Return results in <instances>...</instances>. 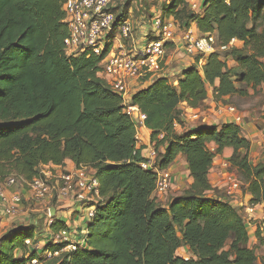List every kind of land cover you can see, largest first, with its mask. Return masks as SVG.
<instances>
[{"label":"trees","instance_id":"1","mask_svg":"<svg viewBox=\"0 0 264 264\" xmlns=\"http://www.w3.org/2000/svg\"><path fill=\"white\" fill-rule=\"evenodd\" d=\"M188 1L169 0L166 15L214 35L221 46L234 40L243 47L228 51L233 68L211 53L200 69L193 64L182 70L176 86L160 77L131 98L145 115L143 128L158 152L155 166L166 170L179 156L187 165L189 188L163 207L153 196L156 174L140 166L147 159L144 147H137L135 124L121 98L97 76L101 57L64 52L63 0H0V177L32 180L39 165L86 166L95 172L101 198L86 225L84 247L39 257L25 244L34 240V228L16 227L0 237V264L256 263L241 212L208 196L209 176L215 158L232 149L228 162L241 174L250 204L264 206V165L237 155L247 153L250 143L233 120L201 125L183 136L174 126L178 105L197 109L209 88L220 101L243 94L233 78L250 89L264 86V29L257 25L264 23V0H203L201 15L187 9ZM49 229L68 227L54 218ZM63 246L47 244L42 253ZM180 247L192 258L175 256Z\"/></svg>","mask_w":264,"mask_h":264},{"label":"built area","instance_id":"2","mask_svg":"<svg viewBox=\"0 0 264 264\" xmlns=\"http://www.w3.org/2000/svg\"><path fill=\"white\" fill-rule=\"evenodd\" d=\"M119 1L63 0V23L68 29L63 47L67 56L89 54L101 57L98 78L121 98L124 111L132 122L138 121L143 127L145 115L138 107L132 105L131 98L151 78L161 73L166 46L173 45L175 50H182V55L191 59L192 65L195 64L200 69L206 54L227 51L235 41L221 46L217 44L214 35H203L193 29L192 25L181 27L173 17L168 19L154 17L148 32L145 31V36L143 34V37L137 39L134 27L119 11ZM187 5L194 12L197 0H189ZM193 57L196 58L195 61L192 60ZM218 112L230 115L231 120L237 125L242 124V118L234 107L226 106ZM145 158L147 161L140 166L156 174L154 193L161 197L171 188L174 177L169 169L160 170L154 165L152 162V159L156 158L154 150ZM232 178L231 176L227 178L229 182L226 195L229 197H233L239 185ZM98 186L95 172L90 167L39 165L37 176L32 180L15 174L0 177L1 214L6 217L14 216L22 203V198L37 203L48 201L49 205L55 204V210H59L61 203H68L67 207L73 211L69 218L74 217L75 220L83 221L87 225L94 218L95 209L101 202ZM17 187L21 192L16 190ZM256 206L249 205L244 211L248 210L250 212L246 213H251ZM49 207L46 209V215L49 217L48 229L52 224L49 213L52 207ZM51 236L52 245L64 246L59 252L45 253L48 259L61 253L75 252L85 246L86 233L73 231L69 227L68 230L51 232ZM31 264H36V261H32Z\"/></svg>","mask_w":264,"mask_h":264},{"label":"rangeland","instance_id":"3","mask_svg":"<svg viewBox=\"0 0 264 264\" xmlns=\"http://www.w3.org/2000/svg\"><path fill=\"white\" fill-rule=\"evenodd\" d=\"M168 2L169 0H120L118 4V8L119 11L123 13L124 17L130 21V23L134 27V32L138 37L137 39H139L140 37L145 36V33L148 32L149 30L148 27H150V24L154 17H162L167 19L171 17L166 15L168 11L167 9L169 8ZM202 5H203V0H197V8L195 9L196 11L193 12L189 8L187 9L195 15H201L203 12ZM190 25H192L193 29H196V26L194 24H190ZM257 25L259 29L258 31H260V29L261 30L264 29L263 22L257 21ZM234 47L242 48L243 44L239 42H234L231 48ZM230 49H228L227 51L218 52L223 58V61L227 68H233L236 66L233 59L230 56H228L229 53L228 51H230ZM165 51H166L165 58H164V62H162V67H161L162 70L161 73L156 76V78L158 77L165 78L167 79L170 85L176 86L178 80V74L180 71L179 69L173 70L174 72L170 71L171 69H169L168 67L174 66V64L165 65L167 55H172L174 52L176 53V58H178V55H180L181 60L183 62L182 63L183 65H181V67L192 66V61L191 59L185 58L182 55V50H175L173 45L166 46ZM206 55L208 56L209 54ZM195 59H196L195 57L192 58V60L194 61ZM261 61L264 63V59ZM232 81L234 86L239 91H242L243 94H236L220 101H215L212 98L208 100V102L204 103L203 101L204 104L201 103L200 106L195 110L187 108L185 103L179 104L177 109L180 112V114H179V119L174 126L175 134L177 136H183L185 133L193 130L198 126L201 125L212 126L213 122H217V124H221L226 119L231 120L230 115L227 114L228 115L227 116L224 113L218 111L226 106L234 107L236 113L242 118V124L239 126L241 129L242 136H244L250 143V148L247 153L245 151H238L237 155L240 156V158L246 156L247 161L250 165L253 166L264 165V123H263L264 86H259L256 89H250L246 87V85H244L243 83L239 82L237 78L236 79L233 78ZM208 91H209V97L211 98L212 89L209 88ZM220 117L221 118L223 117V119L221 121L220 120L216 121V119H219ZM134 124L137 130V147H144L143 155L144 157H147V154L151 150H154V144L149 143L151 133L149 131L146 132L138 121H135ZM159 151H162V149H160ZM232 153L228 154V160L229 158H231ZM156 154H158V152ZM228 160L225 162L226 166L225 164L212 165V167L214 166V168L220 170L224 176V179L221 181V183L218 184L217 186L218 188L217 189L214 188L212 190L213 191L212 196L215 197L216 195L220 194V192L227 193L228 190L227 186L229 182L227 178L232 176L233 177L232 179H234L239 183L238 189L233 194V196L234 195L239 196V194H241V196L244 197V194H246L245 191L247 186L244 184V180L241 174L237 172L235 168L230 166ZM157 161H158L157 158H155L154 160L152 159L153 163H157ZM170 172L174 177L172 186L168 190V192L165 195H163L160 198V200H158L159 204L163 207H167L168 203L172 199L182 196L185 193V191L189 188V176H188V170L185 160L184 161L178 160L177 166L175 167L174 170L175 173L173 172V170H170ZM209 179L211 183L212 179L210 176ZM16 190L18 192L19 191L21 192V189H19V187H17ZM209 195H211V191L208 193V196ZM246 195L248 196V194ZM227 198L228 200L234 202L233 199H230L229 196ZM239 200L240 198H238L237 201L235 202L236 209H238L241 212L244 222L246 226H248L249 228L248 231L250 234V239L252 241V244L255 243L253 241V238L256 236L258 240L263 239L262 244L264 246V237L261 238V236L259 235L257 236V234L255 235L253 230L254 224L256 225V227L259 226L257 224L260 225L263 224L262 222L263 218L255 219L256 214L254 208L251 213H246V212H250L248 210H246V212L244 211L245 207L251 205L249 202L250 197L247 202L241 201L240 203L241 206H239ZM49 206L52 208L56 207L55 204L49 205L48 201H39L37 203L22 198V203L17 209L16 214L11 217H6L1 214L2 205L0 204V237H2L7 231L16 227H24V228L33 227L35 231L34 233L35 238L32 241L30 240L26 241L29 242L28 245L26 244V242L25 244L29 246L31 249L36 250L39 257H44L45 254L42 253V249L45 247V245L52 244L51 231L48 230L49 217L46 215V209ZM40 209H42V211ZM72 212L73 211H69L67 220H69V217L72 215ZM58 215H62V213H58ZM55 216L54 217L50 216L51 221H53L52 219H54ZM263 233H264V227H263ZM230 241L231 240H228L227 247ZM252 248L255 251L258 260H260L262 263V259H264L263 257L264 249L260 248L258 245L256 246L253 245ZM19 255L20 254L18 253L16 256ZM175 256L182 257L184 259L192 258V256L189 253H187L185 249H182L181 247L178 249V251H176ZM261 263L257 261L255 264H261Z\"/></svg>","mask_w":264,"mask_h":264},{"label":"crops","instance_id":"4","mask_svg":"<svg viewBox=\"0 0 264 264\" xmlns=\"http://www.w3.org/2000/svg\"><path fill=\"white\" fill-rule=\"evenodd\" d=\"M180 57V55H178V58H176V53L174 52L172 55H167V59H166V63H165V65H167V64H170V65H173L174 64V66H169L168 68L169 69H171L170 71H172V72H174L173 70H176V69H179V74H178V77L180 76V74H181V72H182V70H184V69H186L187 67H181V65H183L182 63V60H181V57ZM174 68V69H173ZM167 71H168V69H167ZM158 78H160V77H158ZM158 78H156V77H154V78H151L150 79V81H148L141 89H144V88H146L147 86H149L151 83H153L156 79H158ZM140 89V90H141ZM210 99H212V97L210 98L209 97V99H206L205 101H204V103L205 102H208V100H210ZM203 102H202V104H204ZM217 115V114H216ZM223 119V117L221 118H219V119H216V121L217 120H222ZM212 121H214V120H212ZM215 125H219V124H217V122H213L212 123V126H215ZM145 131L146 132H148L146 129H145ZM208 147L210 148V150L211 151H213L214 150V148H215V145L214 144H209L208 145ZM232 153V149H229V148H227V149H224V151H223V153H222V155H220V156H218L217 158H216V160H214V165H217V164H225V162L228 160V154H231ZM178 160H183L184 161V158L182 157V156H179L176 160H175V162L168 168L169 170H173V172H174V170H175V167L177 166V162H178ZM224 162V163H223ZM67 167H71L72 165L71 164H65ZM222 169V168H221ZM176 172V171H175ZM174 172V173H175ZM210 177H211V185H212V190L214 189V188H218L217 186H218V184L219 183H221V181L224 179V176H223V174H222V172L220 171V170H218V169H216V168H214V166L212 167V169L210 170ZM232 177V176H231ZM191 184V179L189 178V185ZM211 190V195H209L210 197H213V198H215V199H219V200H222V201H226V202H228L231 206H233L234 208H236V201H237V199L238 198H240V200H239V206H241L240 205V203H241V201H244V202H247L248 201V199H249V197L246 195V194H244V197H242L241 196V194H239V196H237V195H234L233 197H230V199H233V201L234 202H232V201H230V200H228V196L226 195V193H222V192H220V194H218V195H216L215 197L214 196H212V193H213V191ZM153 196L157 199V201L158 200H160V198L162 197H160V196H158V195H155V193L153 194ZM238 205V204H237ZM68 203H61V205L58 207V209L59 210H57L56 209V216H55V219H59V220H61V221H63L64 223H65V225L67 226V227H69L71 230H76V231H78V232H82V233H86V230H85V228H86V225L83 223V221H77V220H75L74 219V217H71V218H69L70 219V221L69 220H67V217H68V214H69V211H71L68 207ZM51 208V207H50ZM41 211H42V209H40ZM254 211H255V219L256 218H258V219H261V218H263V224L262 225H260V224H257V225H259V226H257L256 227V225L254 224V228H253V230H254V233H255V235L257 234V236L259 235V236H261V238H263L264 237V233H263V227H264V206L263 205H257L255 208H254ZM260 211V212H259ZM58 213H62V215H58ZM256 223H258V222H256ZM247 228H248V226H247ZM249 229V228H248ZM49 231H50V229H48ZM253 241L255 242V243H253L252 244V241H251V239H250V234H249V240H248V244H247V247L248 248H252V246L254 245V246H256V245H258L260 248H263L264 249V246H263V244H262V242H263V239H257L256 238V236L253 238ZM258 241V242H257ZM260 242V243H259ZM262 246V247H261ZM253 249V248H252ZM256 254V253H255ZM264 254V253H263ZM264 257V256H263ZM256 262L257 261H259L260 263H261V261L260 260H258V258H257V255H256ZM261 264H264V259H262V263Z\"/></svg>","mask_w":264,"mask_h":264},{"label":"water","instance_id":"5","mask_svg":"<svg viewBox=\"0 0 264 264\" xmlns=\"http://www.w3.org/2000/svg\"><path fill=\"white\" fill-rule=\"evenodd\" d=\"M49 213L51 217H54L56 214V210L54 208H51Z\"/></svg>","mask_w":264,"mask_h":264}]
</instances>
